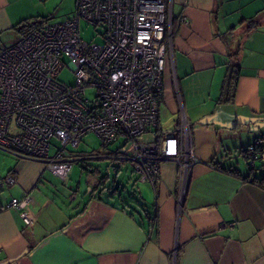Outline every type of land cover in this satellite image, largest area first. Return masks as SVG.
Wrapping results in <instances>:
<instances>
[{"label":"crops","instance_id":"crops-1","mask_svg":"<svg viewBox=\"0 0 264 264\" xmlns=\"http://www.w3.org/2000/svg\"><path fill=\"white\" fill-rule=\"evenodd\" d=\"M41 3L0 0L1 47L21 36V21L46 16ZM166 3L172 46L155 127L159 137L173 134L181 111L190 124L197 160L189 159L182 197L178 165L162 161L145 207L155 219L139 221L117 199L96 193L78 199L79 187H69L73 163L60 167L61 176L0 151V264H264V187L249 179L264 177V154L254 167L244 155L264 137V0ZM230 66L236 87L225 101ZM161 107L177 116L170 131L161 128ZM5 175L15 182L5 183ZM102 181L94 183L106 187ZM27 192L30 226L8 207ZM145 197L150 201V193Z\"/></svg>","mask_w":264,"mask_h":264},{"label":"built area","instance_id":"built-area-1","mask_svg":"<svg viewBox=\"0 0 264 264\" xmlns=\"http://www.w3.org/2000/svg\"><path fill=\"white\" fill-rule=\"evenodd\" d=\"M74 13L62 22H42L13 43L0 47V151L39 161L59 175L64 163L83 160L77 150L87 133L107 147L118 139L132 142L133 154L98 153L129 159L138 181L152 187L162 161L178 165L181 197L193 155L190 124L183 111L173 134L158 142L137 140L158 123L159 97L172 46V17L166 0H75ZM100 26L101 42L84 40L80 21ZM180 21L187 23L185 16ZM68 67L73 82L57 78ZM92 90V95L87 91ZM55 139L57 143H52ZM256 139L249 165L258 157ZM51 150L53 154L50 155ZM3 181L15 179L5 175ZM30 193L12 198L25 226Z\"/></svg>","mask_w":264,"mask_h":264},{"label":"rangeland","instance_id":"rangeland-1","mask_svg":"<svg viewBox=\"0 0 264 264\" xmlns=\"http://www.w3.org/2000/svg\"><path fill=\"white\" fill-rule=\"evenodd\" d=\"M42 2L41 4H43L46 10V16L44 17L48 22H62L70 18L74 13L75 0H42ZM101 32L102 28L100 26L96 27L83 19L80 21V35L84 40L101 42ZM167 70H165V75ZM57 78L66 83H72L74 79L72 72L67 66L59 72ZM87 93L88 95H92L93 91L88 90ZM176 118L175 113L165 110V108L163 110V107H161L160 125L163 131H170L174 127ZM157 133L156 127L153 126L149 131L138 137L137 140L140 142L154 141ZM124 141L123 139H118L107 147H103L99 138L94 133L90 132L82 137L77 150L82 155V158H84V161L73 162V167L69 172V187L74 190L76 187H79L78 199L82 197L87 198V196L93 193L113 201L117 198L128 200V195H132L143 206L149 208V205L153 202V192L148 183L146 184L136 180L137 175L133 170L134 165L131 160H121L120 158L111 159V157L106 156L95 157L98 153H117L118 155L124 154L131 156L133 154L132 142ZM52 143L57 142L53 139ZM52 154L53 150L50 152V155ZM105 178V184L109 190L118 188V191L115 192L114 199L110 198L106 194V191L101 194V185L96 186L95 184L96 182L100 183ZM51 192H55L59 199H63L58 192L53 190ZM148 193H150V201H147L145 197ZM70 201L72 200H69V203ZM135 214L138 219H141L138 212H135Z\"/></svg>","mask_w":264,"mask_h":264},{"label":"trees","instance_id":"trees-1","mask_svg":"<svg viewBox=\"0 0 264 264\" xmlns=\"http://www.w3.org/2000/svg\"><path fill=\"white\" fill-rule=\"evenodd\" d=\"M47 19L45 17H36L35 19H32L31 21H21L16 28L19 30V32L21 33V36L24 35L26 32H28L33 26L42 23V22H46ZM172 23H174V20L172 21ZM172 32H173V26H172ZM236 79H237V70L234 69L233 66L228 67L227 72L225 74V78H224V82L221 88V97L225 100V101H229L233 98V94H234V90L236 87ZM162 96V95H161ZM159 97V102H160V98ZM166 135V134H165ZM163 135V136H165ZM163 136H158V133L156 135V139L154 140L155 142H158L160 138H162ZM260 140L259 143L255 144L254 146V150L257 154L261 155L264 154V137H259L258 138ZM245 157L248 159V150H246L244 152ZM80 161H84L80 160ZM79 162V161H78ZM231 173L235 174V175H239V173H237L235 170H230ZM249 179L258 184L261 187H264V177L262 178H258V177H249ZM136 180H138V177L136 178ZM103 182V181H102ZM101 182V183H102ZM106 188V189H105ZM106 191V194L111 198V197H115V192L118 191V188L113 189V190H109V188H107V186L105 187L104 183L101 185V191L100 193L102 194L103 192ZM91 194V193H90ZM99 197L103 198L102 196L98 195ZM128 200H122L120 198H117L116 203H118L120 205V207L124 210L127 211V213L129 215H131L132 217L136 218L139 221H144V218H148L149 220H154V214L148 216L147 212L148 210L145 208V206L142 205V203L138 202L132 195H128ZM123 202V203H120ZM140 210V211H139ZM135 212L140 214V218L138 219L136 217Z\"/></svg>","mask_w":264,"mask_h":264},{"label":"water","instance_id":"water-1","mask_svg":"<svg viewBox=\"0 0 264 264\" xmlns=\"http://www.w3.org/2000/svg\"><path fill=\"white\" fill-rule=\"evenodd\" d=\"M262 158H264V155H262Z\"/></svg>","mask_w":264,"mask_h":264},{"label":"bare ground","instance_id":"bare-ground-1","mask_svg":"<svg viewBox=\"0 0 264 264\" xmlns=\"http://www.w3.org/2000/svg\"><path fill=\"white\" fill-rule=\"evenodd\" d=\"M164 137V136H163ZM161 139V138H160Z\"/></svg>","mask_w":264,"mask_h":264}]
</instances>
